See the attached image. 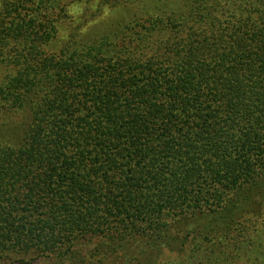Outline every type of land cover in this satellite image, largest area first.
Masks as SVG:
<instances>
[{"label": "trees", "instance_id": "obj_1", "mask_svg": "<svg viewBox=\"0 0 264 264\" xmlns=\"http://www.w3.org/2000/svg\"><path fill=\"white\" fill-rule=\"evenodd\" d=\"M73 1L0 0V113L29 120L18 144L0 140V264L114 233L168 245L169 218L264 192V0H184L45 53ZM236 225L198 241L193 264H264Z\"/></svg>", "mask_w": 264, "mask_h": 264}, {"label": "rangeland", "instance_id": "obj_2", "mask_svg": "<svg viewBox=\"0 0 264 264\" xmlns=\"http://www.w3.org/2000/svg\"><path fill=\"white\" fill-rule=\"evenodd\" d=\"M182 3L184 0L60 2L52 17L54 33L42 45V49L45 53L54 54L73 35L82 44L96 36L113 33L120 25L133 19H144L147 16L156 18L164 10L178 7ZM9 73H12V69L0 66V78ZM28 121L26 111L0 113V140L8 145L18 144L24 136ZM253 193L245 204L240 202L245 200V193H238L231 204L235 206L233 210L220 218L208 214L188 215L183 219L169 218L166 229L175 239L168 245L163 242L166 239L159 237L114 233L81 240L66 256L47 254L33 260L26 259V263H20L19 256H10V260L3 264H193L195 258L191 250L198 241H207L208 248H211L210 242L224 243L236 223V228L261 238L252 241L254 244L259 241L264 243V192ZM252 250L254 255L261 256L257 246ZM222 259L223 255H212L207 264H225Z\"/></svg>", "mask_w": 264, "mask_h": 264}]
</instances>
